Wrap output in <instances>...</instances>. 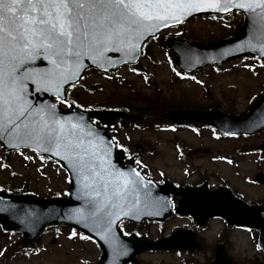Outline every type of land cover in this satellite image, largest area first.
<instances>
[{
    "label": "rangeland",
    "instance_id": "374dc122",
    "mask_svg": "<svg viewBox=\"0 0 264 264\" xmlns=\"http://www.w3.org/2000/svg\"><path fill=\"white\" fill-rule=\"evenodd\" d=\"M238 22L239 16L232 18L231 25L222 20L197 17L182 26L163 31L154 42L149 43L151 58L142 60L146 70L144 78L128 74L126 83L120 84L98 71L87 70L82 74V80L98 81L102 88L91 94L84 93L80 98L83 105L107 104L111 98L116 99L115 102L127 100V104L133 107H152L157 102V105L179 104L200 108L215 106L230 114L246 110L264 91V67L247 60L234 64L227 61L215 70L207 67L197 72L195 77L185 78L174 70L177 65L172 66L165 49L160 45L164 36L176 33L196 43L212 42L232 35L237 30L235 27ZM114 128V136L119 142H127L130 147L140 143L150 149L149 153L138 158V164L142 170L152 172L155 179L165 176L189 183L203 177L212 185H219L223 181L241 193L244 199L264 202V183L248 182L257 172L264 174V158L259 162L257 154L242 156L238 153L241 148L247 149L251 145L256 147L264 141V131L248 136H219L205 127L198 130L186 127L163 130L151 125L144 128L125 122ZM67 185L64 172L51 161L13 153L8 163L0 162L1 188L26 189L45 196L49 191L61 192V188H67ZM187 222L188 219L184 217L172 216L160 228L154 222L145 221L134 229L154 237L160 235L158 231L165 230L167 233L174 226ZM223 226L220 220H211L208 227L199 233L208 249L211 246L214 248L218 241L217 233ZM57 228L48 227L26 247H21L18 232L5 234L0 230V264H93L99 258L100 251L85 236L64 226ZM224 236L229 237V253L235 259L244 263L262 259L252 232L233 229ZM139 258L145 264H176L178 254L148 252Z\"/></svg>",
    "mask_w": 264,
    "mask_h": 264
},
{
    "label": "snow or ice",
    "instance_id": "6c2138e0",
    "mask_svg": "<svg viewBox=\"0 0 264 264\" xmlns=\"http://www.w3.org/2000/svg\"><path fill=\"white\" fill-rule=\"evenodd\" d=\"M229 5L256 14L264 29V0H0V133L51 151L77 170L85 195L96 197L92 215L106 217L102 239L115 223L117 202L143 177L135 170L113 171L101 156L107 150L83 125L58 118L55 104H30L27 82L62 99L64 85L80 75L83 57L103 66L111 62L106 53L130 56L137 41L167 21L204 7L228 11ZM38 59L47 66H33Z\"/></svg>",
    "mask_w": 264,
    "mask_h": 264
},
{
    "label": "water",
    "instance_id": "95a60500",
    "mask_svg": "<svg viewBox=\"0 0 264 264\" xmlns=\"http://www.w3.org/2000/svg\"><path fill=\"white\" fill-rule=\"evenodd\" d=\"M232 8L235 7L229 5L228 11ZM235 9L245 14V21L239 32L228 40L199 47L178 39L169 38L166 40L167 44L177 53L182 67L189 70L201 65L203 66L208 61H220L223 58L222 48L236 43L242 53H255L264 58V51L260 48V44L264 43V34H262L264 33V29L260 27L258 16L244 9ZM228 11L204 7L198 11L190 12L182 17L179 22L194 14L226 13ZM174 23L178 22L170 20L163 27L157 26L155 31H149L137 43L141 45V42L146 37ZM139 48L130 56L123 52L110 51L106 55L110 58L111 62H106L103 66L93 63L88 57H83V68L79 70L80 74L87 66L94 65L107 70L114 69L124 62H134L139 55ZM33 66L45 67L47 66V62L38 59ZM77 78L73 77L69 83L74 82ZM67 84L62 89V99H64L63 93ZM25 96L33 106L55 104V112L58 118H68L73 124L79 123L83 125L85 132L90 131L92 133L91 138L94 142H99L101 148L107 150L106 156L103 150L101 151V156H104L105 160L113 166V171L127 173L130 170H135L138 172L133 167L132 160L123 162V166H120L122 162L121 151L114 149L113 142L107 135V130L116 117L125 116L134 121H139V117L123 111L80 110L69 103L66 109H62L59 108L56 102L52 101L53 98L57 99L54 93L37 91L36 86L30 81L27 82ZM91 117L98 120L101 126L92 124L89 121ZM163 117L179 122L198 121L204 124H211L222 131L253 133L264 128V95L249 110L237 116L223 115L213 109L209 111L174 110L165 113ZM85 139L89 138L85 137ZM0 141L3 143L4 149L27 148L39 154H47L58 159L68 171L70 177L67 198L53 197L43 199L31 194H7L0 192V224L5 230H20L22 232L23 244L28 243L37 236L45 224L65 223L97 239L103 250L102 258L97 264H123L128 260H132L137 253L150 249L169 250L175 248L179 250H193L198 245L194 243L193 234L186 230H176L170 236L159 238L158 240H150L137 238L134 235L124 237L116 228L117 221L123 217L139 222L143 217L162 219L164 216H167L169 213L167 195L172 192L181 196L176 209L180 214L189 213L195 219H198V215L200 214L205 217L220 215L230 225L243 224L259 229L258 243L264 250V219L260 215V212L264 213V205L248 206L245 202L235 199L226 188H219L213 192H206L203 189L204 187L195 190L173 188L169 182L157 185L151 179L145 178H143L141 183L134 186L135 192H129L127 197L117 202L118 207L114 210L115 215L113 216L115 223L111 225V232L107 234L108 238L102 239L101 236L104 235V228L106 227V217L102 218L99 213L92 215L95 209L90 201L95 200L96 197L85 195L82 187V178L79 176L77 170L70 166L67 160L61 156L54 155L51 151H43L42 148H37L35 144L21 143L18 139H12L6 134L0 133ZM259 148L263 150L264 143H261ZM256 179L264 181L261 175H258ZM194 207L201 208L202 213L195 212L193 210ZM77 209L80 210V214L77 213ZM121 210L127 214H122ZM215 256L216 258L212 264H236L226 258L225 252L220 246L217 247Z\"/></svg>",
    "mask_w": 264,
    "mask_h": 264
},
{
    "label": "trees",
    "instance_id": "16d2710c",
    "mask_svg": "<svg viewBox=\"0 0 264 264\" xmlns=\"http://www.w3.org/2000/svg\"><path fill=\"white\" fill-rule=\"evenodd\" d=\"M72 89H73V87H69L68 88L67 95H68V97L73 102H76L77 96L74 94V92H73V95H72ZM91 90H93V89H91ZM110 105H114L115 108L123 109V110H128L130 112H134V113H137V114H140V115H143V116H145V114H147V113H154V112L159 113L160 111L169 108L165 104L164 105H160V106L157 105V106H154L152 108H148V107H138V108H134L133 106H129L126 103L125 100H122V101H119V102H115V104L110 103ZM153 122H155V123L156 122H158V123H160V122L165 123V121L162 120V119H160V118L153 119Z\"/></svg>",
    "mask_w": 264,
    "mask_h": 264
},
{
    "label": "flooded vegetation",
    "instance_id": "af4514ba",
    "mask_svg": "<svg viewBox=\"0 0 264 264\" xmlns=\"http://www.w3.org/2000/svg\"><path fill=\"white\" fill-rule=\"evenodd\" d=\"M177 262H179V261H177ZM136 264H141V262H140V261H138Z\"/></svg>",
    "mask_w": 264,
    "mask_h": 264
}]
</instances>
